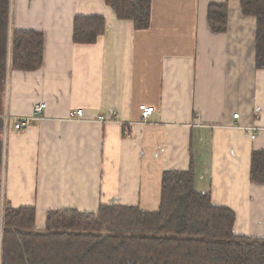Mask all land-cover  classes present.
Listing matches in <instances>:
<instances>
[{
	"label": "crops",
	"instance_id": "crops-1",
	"mask_svg": "<svg viewBox=\"0 0 264 264\" xmlns=\"http://www.w3.org/2000/svg\"><path fill=\"white\" fill-rule=\"evenodd\" d=\"M224 1L226 30L214 33L208 6ZM76 15L103 16L104 33L73 42ZM14 29L41 30L44 49L37 70L8 65L1 201L44 221L50 210L100 204L155 212L163 171L192 164L194 188L235 212L234 232L264 238V183L249 178L252 151L264 150V69L255 18L241 15L239 0H151L145 29L103 0H11ZM40 100L41 117L14 128ZM141 105L153 108L146 120ZM76 109L83 117L68 120ZM108 110L114 120H97Z\"/></svg>",
	"mask_w": 264,
	"mask_h": 264
},
{
	"label": "trees",
	"instance_id": "trees-1",
	"mask_svg": "<svg viewBox=\"0 0 264 264\" xmlns=\"http://www.w3.org/2000/svg\"><path fill=\"white\" fill-rule=\"evenodd\" d=\"M103 1L136 29L149 26L151 0ZM239 4L241 15L255 18V65L264 69V0ZM10 8L11 0H0V169L8 65L15 71L37 70L44 49L41 30H10ZM207 22L214 33L226 30L227 1L209 4ZM105 26L103 16L76 15L72 40L94 43ZM249 178L264 183V150L252 151ZM35 220V208L11 207L0 200V264H264V238L234 232L235 212L194 188L192 164L163 171L155 212L100 204L96 212L50 210L41 230Z\"/></svg>",
	"mask_w": 264,
	"mask_h": 264
},
{
	"label": "built area",
	"instance_id": "built-area-1",
	"mask_svg": "<svg viewBox=\"0 0 264 264\" xmlns=\"http://www.w3.org/2000/svg\"><path fill=\"white\" fill-rule=\"evenodd\" d=\"M45 109H46V103L44 101H41V100L37 101L36 103H34V105L32 107L33 116L28 117V118L27 117L26 118L25 117H19V116L13 117L14 128L18 129L20 127L25 126L26 119H39L41 117V115L43 114ZM139 109H140L142 120H146L148 118V116L153 111L152 107L145 106V105L139 106ZM114 116H115L114 110H108L105 114H99L97 117V120H99L101 122L110 121V120H114ZM82 117H83V110L82 109L72 110L67 115L68 120H77V119L82 118ZM5 119H6V117H4V121H5ZM254 129L255 128H247L248 133L250 134L251 138L255 137Z\"/></svg>",
	"mask_w": 264,
	"mask_h": 264
},
{
	"label": "rangeland",
	"instance_id": "rangeland-1",
	"mask_svg": "<svg viewBox=\"0 0 264 264\" xmlns=\"http://www.w3.org/2000/svg\"><path fill=\"white\" fill-rule=\"evenodd\" d=\"M15 14H16V11H15ZM3 138H4V135H3ZM2 138V139H3ZM3 150V149H2ZM3 174H2V172H1V176H2ZM2 178L3 177H1V180H2ZM2 188H3V183H2ZM44 218H43V215L42 216H37L36 215V220H35V228L36 229H38V230H41V227L43 226V222H44V220H43Z\"/></svg>",
	"mask_w": 264,
	"mask_h": 264
}]
</instances>
